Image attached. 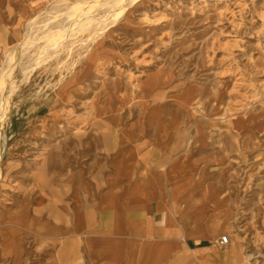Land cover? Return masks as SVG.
<instances>
[{"label":"rangeland","instance_id":"1","mask_svg":"<svg viewBox=\"0 0 264 264\" xmlns=\"http://www.w3.org/2000/svg\"><path fill=\"white\" fill-rule=\"evenodd\" d=\"M79 1L0 0V6H9L8 18L6 11L2 13L0 30V102L9 103L8 118L0 128V204L22 196L34 201L67 192L61 170L69 169L68 142L97 135L92 131L99 121L97 105L113 110L114 94L128 91L127 113H119V118L147 122L153 105L140 93L149 78L167 75L172 84V103L167 107L176 106L177 96L189 101L179 114L172 111L169 119H181L189 144L201 132L204 188L212 190L221 206H235L229 235L246 254L255 260L261 257L264 0H135L130 6L131 0H119L118 18L102 34L74 27L56 53L41 48L48 58L18 85L21 67L44 55L39 49L46 37L59 42L66 35L62 24L80 12L73 8L84 7ZM20 5H27L28 11L11 12ZM108 7L96 5L91 12L103 14L109 22L113 18ZM33 20L37 21L29 49L16 57L19 63L10 67V75L7 57L14 56ZM10 21L16 24L13 41ZM87 53L95 55L89 73L69 87L66 100L56 101L59 85L80 67ZM2 73L7 78H1ZM9 79L18 85L12 94ZM234 118L246 120L245 133L232 131L229 123Z\"/></svg>","mask_w":264,"mask_h":264},{"label":"crops","instance_id":"2","mask_svg":"<svg viewBox=\"0 0 264 264\" xmlns=\"http://www.w3.org/2000/svg\"><path fill=\"white\" fill-rule=\"evenodd\" d=\"M171 86L167 75L145 82L147 122L119 118L128 91L114 94L113 110L97 105V135L68 142L67 192L0 204V264H264L229 235L235 206H204L201 130L189 144L185 124L169 119L187 104L177 96L167 107Z\"/></svg>","mask_w":264,"mask_h":264},{"label":"bare ground","instance_id":"3","mask_svg":"<svg viewBox=\"0 0 264 264\" xmlns=\"http://www.w3.org/2000/svg\"><path fill=\"white\" fill-rule=\"evenodd\" d=\"M118 1L119 0H87V1L82 0V1H79V2L84 4V7L81 9L73 8V12H75L77 10H79L80 12H78L76 17L74 19L70 20L66 25L62 24V27L66 26V28H67V30L65 31L66 35H64L63 39L59 42L49 41L48 38L46 37V40L43 43V47L39 46L40 47L39 54H44V55L42 57L37 56L35 61L33 63H31L29 66L21 67V79H20V82L18 83V85L22 84V83H26L29 80L32 73L38 68V66H40L41 64H43L46 61V59L48 57L45 55V52L43 53L42 50L45 47H48V51H50V52L52 51L53 53H56L57 51H59L60 50V47H59L60 43L61 42L66 43L67 42V40L70 36L69 33L72 32L74 27H77L78 31L83 30V29H86V30L91 29L98 34H102L105 31V29L109 25L113 24L116 21V19L118 18L117 11L119 10V7H116V4ZM134 1L135 0L129 1V3H127V6L132 5L134 3ZM96 5H99L101 7L103 5L109 6L106 11H108L110 13L109 16L111 18H113V20L106 22L103 14L99 13V14L94 15L91 12V9L93 6H96ZM42 11L43 10L39 11L40 15H43V13H41ZM36 21L37 20H33L32 22L31 21L28 22V24H27L28 32L25 34L24 41L14 48V56L7 57V61L9 62L7 69H8V72H10V75H11V71H12V69L10 67L13 66L14 64L19 63V61H17L16 57L23 56L24 53H26L29 49L27 42L30 39L29 37L32 35V28L35 27ZM62 27H61V29H62ZM32 38H34V37H32ZM36 44H38L37 40H36ZM41 48H43V49H41ZM94 61H95V55L93 53H87L84 56V59L80 65V67L75 69L71 73L68 80H66L65 82H63L59 85L57 92H56V97H57L56 101L59 102V101L66 100V97L69 94V87L74 82L80 81L83 79L84 74L87 73L89 71V69H91V67L94 65ZM1 78H7V74L2 73ZM14 83H15L14 79H9L8 90H9L10 94L14 93L18 87V85L15 86ZM0 85H2V81H0ZM185 102H187V104H188L189 101L185 100ZM7 104H9V103L5 104L4 100L1 99V102H0V128L3 124V122L8 118L9 110L7 109ZM229 125L235 134L236 133L242 134L248 130L246 120L241 119V118H234L229 123ZM211 191L212 190L208 186L205 187L204 206H207L209 203H213L214 206H217V205L221 206V204H219L216 197L214 195H211L212 194ZM208 196H210V197H208Z\"/></svg>","mask_w":264,"mask_h":264},{"label":"built area","instance_id":"4","mask_svg":"<svg viewBox=\"0 0 264 264\" xmlns=\"http://www.w3.org/2000/svg\"><path fill=\"white\" fill-rule=\"evenodd\" d=\"M228 243V239L226 236H223L221 239H220V244L221 245H225Z\"/></svg>","mask_w":264,"mask_h":264}]
</instances>
